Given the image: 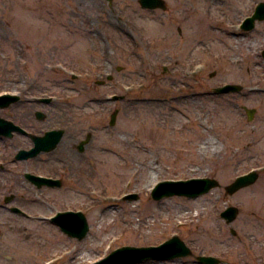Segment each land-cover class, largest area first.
I'll return each instance as SVG.
<instances>
[{
    "label": "rangeland",
    "instance_id": "1",
    "mask_svg": "<svg viewBox=\"0 0 264 264\" xmlns=\"http://www.w3.org/2000/svg\"><path fill=\"white\" fill-rule=\"evenodd\" d=\"M166 1L168 11L145 10L138 0H0V93L25 89L39 99L34 109L48 118L34 119L35 133L72 129L55 151L21 162L15 155L33 141L0 137V171L8 169L0 190L18 179V206L29 215L0 214V264H94L120 247L157 246L173 236L195 256L139 264H201V255L264 264V102L251 92L264 87V22L240 29L264 0ZM108 75L114 79L96 84ZM227 84L243 90L215 93ZM246 109L255 110L253 120ZM0 117L17 123L3 108ZM95 128L87 145L97 148L96 171L86 161L81 180L67 178L60 190L26 180V172L53 176L55 160ZM210 139L220 153L201 150ZM252 171L255 183L227 193ZM195 178L222 186L194 199L152 198L159 182ZM128 194L138 199L125 200ZM230 206L239 214L228 224L221 213ZM68 210L86 215L83 240L52 222Z\"/></svg>",
    "mask_w": 264,
    "mask_h": 264
},
{
    "label": "water",
    "instance_id": "2",
    "mask_svg": "<svg viewBox=\"0 0 264 264\" xmlns=\"http://www.w3.org/2000/svg\"><path fill=\"white\" fill-rule=\"evenodd\" d=\"M111 1V0H110ZM139 3L144 9L149 10H167V3L165 0H139ZM257 21H264V2H261L256 7L255 13L248 17L242 28L247 31H251L256 27ZM264 56V51H263ZM112 76H108L107 80H112ZM106 81H98L97 84L103 85ZM243 89L240 85H226L215 89L216 93H228V92H239ZM121 97L114 96V100H118ZM18 100L17 96L4 95L0 96V107L9 106L11 103ZM45 101V100H44ZM255 110L247 109L249 120H253ZM119 111L116 110L112 114L110 121L111 126H115L117 122V116ZM39 119L43 120L46 118V114L43 112L38 113ZM14 130H21L19 127L6 122L0 118V134H5L8 136H13ZM64 130H53L46 133L44 136H33L35 147L30 150H22L17 155L19 160H28L32 157H37L41 152L53 151L58 144L61 142L64 136ZM92 134H88L86 140L82 141L80 144V150L84 151L85 146L91 141ZM26 177L36 184L39 188L44 185L49 186H60L61 183L58 180L51 178L35 176L30 173L26 174ZM258 174L256 172L250 173L238 177L234 183L226 187V191L229 195H233L242 188H245L256 182ZM220 182L215 178H197L184 181H164L156 185L153 189L152 196L155 200H162L164 198L172 196H184L187 198H197L203 194L209 193L211 190L220 187ZM138 195L132 194L126 196L127 200H135ZM239 209L236 207L227 208L221 216L227 220L228 223H232L238 216ZM61 229L67 233L70 237H76L79 240L84 239L89 232V223L85 215L81 212H59L57 216L53 219ZM234 234L236 232L232 231ZM192 250L187 246V244L181 240L179 237L175 236L167 242L160 246H150V247H133L126 246L117 249L111 253L107 258L95 263V264H136L141 263L145 260H167V259H177L182 257H187L192 255ZM198 260L203 264H221V260L214 256H200Z\"/></svg>",
    "mask_w": 264,
    "mask_h": 264
},
{
    "label": "flooded vegetation",
    "instance_id": "3",
    "mask_svg": "<svg viewBox=\"0 0 264 264\" xmlns=\"http://www.w3.org/2000/svg\"><path fill=\"white\" fill-rule=\"evenodd\" d=\"M24 90L25 89L18 91L19 100H18L17 104L13 105L10 109L5 108V111L7 114L12 115L13 118L17 121V123L14 122L13 120H12V122H14L16 125H18L19 127H21L24 130V131H19L17 134L23 135V136L32 140V135H41V134L35 133L37 127H36V124L34 122L35 118L38 119L37 114L39 112V110L37 108L34 109V106H35V103L39 102L38 101L39 99L36 96H34V94L24 95ZM28 96H31V97H28ZM23 102L28 103V104H23ZM26 106H28L27 110L24 111L23 108ZM47 118H48V116H47ZM19 122L22 125L18 124ZM62 129L65 130V136L68 132H70V135H71L72 129H70V127H66V128H62ZM96 130H97V128L91 130L93 132V135H94V131H96ZM0 137H2V136H0ZM82 140H79V141H76L75 143H73L71 150L68 151V154H67V156H65V158L55 160L56 161L55 166L57 168V171L55 174H53V176H49V177L59 179L61 181L62 186H60V187H44V188H47L50 190H60L65 186V181L67 180V178L73 179L74 184L76 185L81 180V177H79L78 172L79 171H83V172L87 171V169L85 167L86 161H88L89 164L91 165V167L93 169L92 171L97 170V167L99 166V164H98V161H96L93 158V152H96L97 148H96V150H93V148L90 145H87L85 148V151L81 152L78 148V144ZM20 150H24V148H20L19 151ZM15 161L21 162L22 160H15ZM7 170H8L7 168L5 169V167L2 166L0 173L1 172H7ZM24 177H25V175H24ZM12 181L13 182L10 181V187H9V180H7L6 182H3V186H4L3 188L5 190H7L8 193H7V195H1L0 194V208H1L0 214H2L3 211H5V212L9 211V212L17 214V215L29 217L28 214H25L23 212H15L14 211L15 208H20L18 206V204L20 203L19 201L23 197V195L20 193L22 188H20L21 185L18 183V179H15ZM31 185L34 186L32 183H31ZM3 188L0 190V193L3 190ZM1 196H3V199H1ZM2 201L4 204L2 203Z\"/></svg>",
    "mask_w": 264,
    "mask_h": 264
},
{
    "label": "bare ground",
    "instance_id": "4",
    "mask_svg": "<svg viewBox=\"0 0 264 264\" xmlns=\"http://www.w3.org/2000/svg\"><path fill=\"white\" fill-rule=\"evenodd\" d=\"M202 19H206L207 20V18L204 16V17H202ZM205 20V21H206ZM207 23V22H206ZM207 29V28H206ZM206 32V31H205ZM232 35L233 34H235V35H238V33H236L235 31H231L230 32ZM215 33H213L212 32V34L211 35H214ZM86 35V34H85ZM87 36V35H86ZM236 54V53H235ZM235 61L237 60V59H234ZM261 83H264V81H262L261 80ZM251 92L253 93V94H255V95H259L260 97H261V99H263V102H264V87L263 88H256V87H253L252 88V90H251ZM208 149H210V150H212L214 153H220L221 152V150H222V146H221V144L218 142V141H216L215 139H210V140H207L206 142H204L203 144H202V146H201V150H203V151H207ZM148 182L149 183H151V180L149 181L148 180ZM106 230V232H107V230L108 229H105Z\"/></svg>",
    "mask_w": 264,
    "mask_h": 264
}]
</instances>
